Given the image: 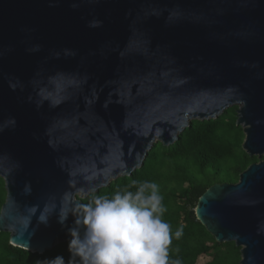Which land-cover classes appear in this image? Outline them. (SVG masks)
Wrapping results in <instances>:
<instances>
[{
  "label": "water",
  "instance_id": "water-1",
  "mask_svg": "<svg viewBox=\"0 0 264 264\" xmlns=\"http://www.w3.org/2000/svg\"><path fill=\"white\" fill-rule=\"evenodd\" d=\"M234 106L260 160L195 216L240 264H264V0H0V231L39 254L70 240L81 198Z\"/></svg>",
  "mask_w": 264,
  "mask_h": 264
},
{
  "label": "trees",
  "instance_id": "trees-1",
  "mask_svg": "<svg viewBox=\"0 0 264 264\" xmlns=\"http://www.w3.org/2000/svg\"><path fill=\"white\" fill-rule=\"evenodd\" d=\"M235 109L236 106L225 110L217 119L192 120L173 144L156 142L141 168L81 198L83 208L96 197L111 199L118 192H135L132 181L137 185L155 183L166 208L163 219L171 227L170 262L197 264L198 257L208 255L211 259L202 264H240V247L234 242H217L195 216L200 196L211 185L236 183L242 171L260 160L242 148L245 135L236 124ZM5 198V182L0 177V209ZM181 227L182 235L177 238L175 232ZM68 241L43 254L32 253L11 245L9 233L0 231V264H49L57 256H62L68 264L71 256Z\"/></svg>",
  "mask_w": 264,
  "mask_h": 264
},
{
  "label": "clouds",
  "instance_id": "clouds-1",
  "mask_svg": "<svg viewBox=\"0 0 264 264\" xmlns=\"http://www.w3.org/2000/svg\"><path fill=\"white\" fill-rule=\"evenodd\" d=\"M71 7L79 5L74 3ZM89 26L98 27L99 22ZM38 50V45L31 49ZM9 123L14 125V119ZM132 185L136 186L135 192H118L111 199L94 198V202L84 208L82 216L75 218L74 226L68 228L71 236L68 264H180L178 260H169L172 233L163 219L166 208L158 185L151 182L137 185L136 181H132ZM29 211L35 214L36 207ZM52 211L45 205L37 217L38 222L47 225ZM67 217V214L57 215L62 227ZM181 235L182 227L175 232L177 238ZM49 264H65V260L57 256Z\"/></svg>",
  "mask_w": 264,
  "mask_h": 264
},
{
  "label": "rangeland",
  "instance_id": "rangeland-1",
  "mask_svg": "<svg viewBox=\"0 0 264 264\" xmlns=\"http://www.w3.org/2000/svg\"><path fill=\"white\" fill-rule=\"evenodd\" d=\"M237 109H238V107L236 106V109H235V117H236V119H237ZM210 259H211V257L208 256V255H201L197 259V264L205 263V262L209 261Z\"/></svg>",
  "mask_w": 264,
  "mask_h": 264
}]
</instances>
